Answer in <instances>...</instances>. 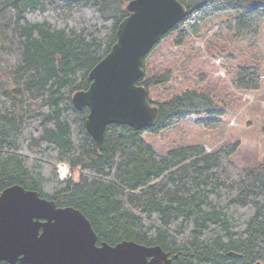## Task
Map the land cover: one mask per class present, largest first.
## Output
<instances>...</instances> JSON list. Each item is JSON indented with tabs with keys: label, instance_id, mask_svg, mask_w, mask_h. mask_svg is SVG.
Here are the masks:
<instances>
[{
	"label": "trees",
	"instance_id": "1",
	"mask_svg": "<svg viewBox=\"0 0 264 264\" xmlns=\"http://www.w3.org/2000/svg\"><path fill=\"white\" fill-rule=\"evenodd\" d=\"M130 1L0 0V194L14 185L35 191L79 210L97 244L160 246L171 264H264V162L236 166L239 143L162 154L144 139L190 118L214 131L225 114L204 91L151 99L172 78L169 69H147L160 42L175 34L182 47L222 15L234 40L252 42L264 0H178L185 18L146 56L137 82L159 110L155 126L109 125L99 150L86 130L88 108L75 109L72 97L89 88L88 74L116 43ZM261 80L254 63L236 67L231 84L251 92ZM58 164L78 170V180H59Z\"/></svg>",
	"mask_w": 264,
	"mask_h": 264
},
{
	"label": "water",
	"instance_id": "2",
	"mask_svg": "<svg viewBox=\"0 0 264 264\" xmlns=\"http://www.w3.org/2000/svg\"><path fill=\"white\" fill-rule=\"evenodd\" d=\"M118 25L117 40L89 72V88L72 97L75 109L88 108L86 130L101 150L112 124L135 131L155 126L159 110L137 85L143 61L186 16L178 0H131ZM90 222L77 209L58 207L19 185L0 194V262L7 264H171L160 246L122 241L97 244ZM255 264H261L257 262Z\"/></svg>",
	"mask_w": 264,
	"mask_h": 264
},
{
	"label": "rangeland",
	"instance_id": "3",
	"mask_svg": "<svg viewBox=\"0 0 264 264\" xmlns=\"http://www.w3.org/2000/svg\"><path fill=\"white\" fill-rule=\"evenodd\" d=\"M227 18L222 15L212 20L198 38L188 39L182 47L174 45L176 36L171 34L147 58L149 72L168 69L172 72L168 84L152 90L151 99L155 103L186 89L198 90L210 93L216 106L225 112L220 127L214 131L190 118L158 136L144 135L157 152L164 154L174 147L192 145H202L211 152L239 143L232 157L236 166L250 167L264 162V23L254 41H238L225 29ZM254 63L258 64L262 77L259 90L237 91L231 84L234 69ZM60 168L64 171L68 168L67 178L78 180V170L71 171L65 164H58L59 180Z\"/></svg>",
	"mask_w": 264,
	"mask_h": 264
},
{
	"label": "bare ground",
	"instance_id": "4",
	"mask_svg": "<svg viewBox=\"0 0 264 264\" xmlns=\"http://www.w3.org/2000/svg\"><path fill=\"white\" fill-rule=\"evenodd\" d=\"M121 23V22H120ZM64 169V168H63ZM62 168H60V174L62 173L63 175H65L64 177H61V175H60V180H62V181H64V180H66V179H68L67 177V175H68V173H67V170H68V168H67V170L65 169V171L63 170ZM70 170V169H69Z\"/></svg>",
	"mask_w": 264,
	"mask_h": 264
}]
</instances>
